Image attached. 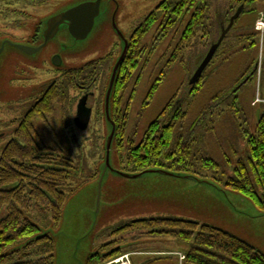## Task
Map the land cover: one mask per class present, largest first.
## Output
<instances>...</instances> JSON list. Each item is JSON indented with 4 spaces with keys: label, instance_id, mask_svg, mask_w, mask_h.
I'll list each match as a JSON object with an SVG mask.
<instances>
[{
    "label": "rangeland",
    "instance_id": "374dc122",
    "mask_svg": "<svg viewBox=\"0 0 264 264\" xmlns=\"http://www.w3.org/2000/svg\"><path fill=\"white\" fill-rule=\"evenodd\" d=\"M80 1L83 0L56 1L52 7L43 8L38 13L40 17L23 21L20 29H16L12 15L7 19L0 17V48L5 39L41 44L35 26L47 18L50 10L58 13ZM162 1L120 0L116 6L104 0L88 39L75 43L68 32H61L37 55L25 56L10 46L0 55V132L7 133L3 129L13 113L7 112L6 105L13 100L36 94L42 83L57 92L55 109L46 119L47 126L37 117L34 121L44 137H50L51 131L61 137L75 173L70 178L71 187L64 188L68 199L61 224L33 219L42 228H50L45 232L55 239L56 264H145L148 259H155L158 264H184L190 247L181 237L160 235L158 231L138 225L124 229V225L132 221L149 218L187 219L200 226H215L241 237L264 253L263 212L251 197L226 187L239 161L247 159L249 141L264 120V0L247 3L246 12L236 21L193 95L189 94V80L198 67L195 68L198 57L204 58L210 44L220 36L215 11L220 5V10L227 13L231 0H207L212 4L213 33L200 31L193 40L182 44L184 31L177 28L150 58L159 34V23L152 25L144 42L148 51L143 66L134 75L140 77L143 73V76L140 80L138 77V83L134 80L125 88L127 94L121 102L124 115L126 102L133 97L129 122L124 120L125 116L115 114L116 106L113 108V118L119 127L124 126L113 144L115 170L132 172L135 159L132 147L140 145L155 121L167 125L169 114L175 113V119L185 127L184 140H191L194 174L211 179L218 177L224 183H216L218 188L162 173H149L135 179L119 176L112 170L105 173L109 136L105 94L116 59L108 57L101 63L100 60L120 42L113 18L119 30L129 38ZM235 13L234 9L232 15ZM255 41L258 46L252 47ZM63 47L68 48L62 53L63 68H57L49 60L57 52L61 53ZM172 55L174 59L170 63ZM84 87L96 97L90 100L93 107L90 126L81 131L74 124L69 106L76 108ZM152 87L157 88L151 96ZM170 103L174 107L167 110ZM179 108L181 111L177 113ZM207 157L221 164L222 169L212 170L208 168L209 162L208 167L201 163V159ZM7 213L6 207L0 210V220ZM93 255L98 257L90 262ZM22 258L15 256V260Z\"/></svg>",
    "mask_w": 264,
    "mask_h": 264
},
{
    "label": "trees",
    "instance_id": "16d2710c",
    "mask_svg": "<svg viewBox=\"0 0 264 264\" xmlns=\"http://www.w3.org/2000/svg\"><path fill=\"white\" fill-rule=\"evenodd\" d=\"M7 1L12 0H0V17H5L4 19L9 18L8 15L13 14L14 10L4 7V2ZM254 1L231 0V7L227 10V13L220 10L221 6L219 5L214 18L217 17L215 24L220 35L222 28L229 24L234 9L237 11L244 6L243 15L246 12L247 3ZM20 6H22L21 9H26L24 3H20ZM211 10L212 4L207 3V0H163V3H160L152 13L145 17L144 21L133 32L132 43L128 40L130 49L117 74L111 98L113 120V115L116 114L119 117L125 116L124 120L129 122L128 113L133 97L131 96L130 100L126 102L124 115L122 114L121 102L124 101L127 94L125 88L128 89L131 82L138 80L139 76L134 75L141 69V65L143 66L144 55L148 51L144 42L151 26L159 23V34L155 39V47L150 52V58L155 55L158 47L177 28H183L184 31L182 44L193 40L200 31L204 34L208 32L209 35L213 33ZM13 17L15 19L13 18L12 22L19 23L20 18L17 17L16 13ZM160 18H163V20L159 21ZM28 19L26 18L23 21ZM41 33L42 31L36 34L38 35V41L42 42ZM126 38L128 39V37ZM30 44L39 45L38 42ZM255 44L258 46L255 41L251 44L252 47ZM243 49H246V47ZM107 58L101 59L100 63ZM201 58L203 60L201 56L198 57V60L202 62ZM173 59L174 55L170 58V63ZM199 61L198 64L200 65L201 62ZM198 64L195 68L199 66ZM205 73L206 71L195 86L190 85V95H193L202 84ZM255 73L250 77L252 78ZM142 76L143 73L140 74L139 80ZM249 78L248 81L251 79ZM159 83L161 82L157 84ZM156 88L152 87L151 96L155 94ZM48 99L49 102H47L45 112L34 114L32 111L30 117L21 125L14 141L6 147L1 156L0 210L6 207L8 213L0 220V264H56L54 257L55 239L45 232L50 228H42L35 221L43 219L44 221H51L55 225L61 224L68 199L64 188L71 187L70 178L75 173V168L72 165L70 154L65 153L63 145L53 147L43 141L34 121L36 117L43 120L51 116L55 109V100L54 97H48ZM50 103L52 104L49 106ZM115 106L117 111L114 114L113 108ZM172 107L174 105L172 106L170 103L166 109ZM180 111L181 108L178 112H175L179 113ZM175 117V113L169 114V122L163 126L159 123L160 121H155L140 145L132 147L134 149L133 157L135 158L132 160L133 171L127 173L137 174L150 169H160L178 174H189L201 180H211L223 184L224 181L218 177L211 179L194 174L193 147L189 145L191 140L188 138L184 140L185 127L182 128L183 123L180 125ZM200 120L203 122V118H200ZM123 129L124 126L119 127L118 124L114 143L118 138V134L123 132ZM188 140L190 141L188 142ZM248 145L249 155L247 159L239 161L236 171L230 175L226 187L251 197L264 213V120L261 121ZM208 157L202 158L201 163L206 164L208 167L209 162L210 166L208 168L212 170L222 169L221 164L212 158L208 159ZM135 225H138L139 228H151L149 230L158 231L160 235L167 234L174 238L181 237L187 241L190 249L186 254L184 264H264V253L262 251L241 237L215 226L206 224L200 226L198 222L187 219L149 218L132 221L124 225V229ZM151 226L158 229H152ZM17 255L23 258L15 260ZM95 257L98 256H91L89 258L90 262ZM157 262L155 259H148L145 263L158 264Z\"/></svg>",
    "mask_w": 264,
    "mask_h": 264
},
{
    "label": "water",
    "instance_id": "95a60500",
    "mask_svg": "<svg viewBox=\"0 0 264 264\" xmlns=\"http://www.w3.org/2000/svg\"><path fill=\"white\" fill-rule=\"evenodd\" d=\"M101 6H102V0H89V1L83 0L80 2H76L75 4H73V6H69L65 10L60 11L59 13L54 15L53 17H50L45 21H43L44 28L40 35V38L42 40L41 44L34 45L29 43H16L14 41H11L10 39H5V41H3L2 47L0 48V55L4 51V48L6 46H10L17 49L20 53L24 54L25 56L37 55L41 53L42 50L51 41L55 40L61 32H68V35L71 37V39H73V41H75V43L84 41L88 39V37L91 35V33L95 28L96 21L101 14ZM243 10H244V6L240 7L236 11V13L231 17L229 24L222 28L221 35L219 36L216 42L211 44L202 62L200 63V65L194 72L193 76L189 80V85L195 86L199 82L204 72L207 70V68L213 61L214 57L218 53L219 49L221 48L222 44L226 40L230 31L233 29L236 21L242 15ZM113 27L115 31L118 33L120 41L122 42L123 50L113 68L110 84L105 97V118L109 129V136L106 142V157L104 163L105 173L108 170H112L114 173L118 174L119 176L130 179L139 178L149 173H162L170 176L185 177L218 187L216 183L212 182L211 180H201L189 174H178L160 169H150L142 173L130 174L118 170L117 168L116 170L113 168L112 156H113V144L116 135V123L112 119V115H111V98L119 68L122 62L124 61V59L126 58L129 49V41L116 25L115 17L113 18ZM63 50H68V48L63 47L62 49H60L61 53L54 55L52 58L53 64L57 67H62L64 64L62 57ZM88 98H89L88 95H85L80 99L77 107V115L74 119L75 126L81 131H85L89 128L92 119L93 109L88 106ZM101 185H102V181L100 182V188ZM262 215H264V213Z\"/></svg>",
    "mask_w": 264,
    "mask_h": 264
},
{
    "label": "flooded vegetation",
    "instance_id": "af4514ba",
    "mask_svg": "<svg viewBox=\"0 0 264 264\" xmlns=\"http://www.w3.org/2000/svg\"><path fill=\"white\" fill-rule=\"evenodd\" d=\"M12 1H14V2H12ZM12 1L4 2V7H6L7 9H10V8L14 9L13 14L10 13V10H8V11L13 16L15 15V13H16L17 17L19 16L20 21H19V23L15 24V27H16V29H20L21 27L24 26V23H22L24 19L29 18L28 20L25 21V22H28L29 20L32 19L33 16H39L38 13H40V11H42L43 8H50V7H52V5L54 3H56V1H59V0H12ZM110 1L115 3L116 6H118L120 4V0H110ZM103 2H104V0H102V3ZM20 3H24L26 5V9H21L20 7H22V6H20ZM161 3H163V1ZM55 11H56L55 9L50 10L48 12V16H45V17H47L46 19L56 15L57 13H55ZM152 12H153V10H152ZM46 19H44V21ZM35 27L37 29L36 33H40L44 28V22L43 21L39 22V24H37ZM131 37H132V35H131ZM131 37H129L128 40L132 43ZM130 42H129V49H130ZM27 43L30 44L31 42H27ZM129 49H128V51H129ZM122 50H123L122 42L120 41L118 46L113 48L112 51L110 53H108L107 57H110L111 60L116 59L115 62H117V60L119 59V57L122 53ZM56 54H59V53L57 52ZM56 54H54V55H56ZM52 58H50L49 63L54 65L52 62ZM94 61L95 60L87 62V63H93ZM63 62H64V58H63ZM57 68H63V66L57 67ZM111 73H112V71H111ZM109 79H110V77H109ZM44 84H46V83H42L39 85L40 89H38V91H35V93L37 92L36 94L29 93L28 95L19 96L16 100H13L11 103L6 105L7 112L9 111V112L13 113V116L9 121H7L8 126L5 127V129H3L5 131H7V133L0 132V153H1L0 160H1V156L4 153L6 147L12 141H14L15 137L17 136L18 131L20 130L21 125L26 121L27 118L30 117V113L32 111L34 112V114H39V113L45 112L44 110L47 107V102H49L48 97L56 98L57 92L55 90H53L52 88L45 86ZM84 88L85 89H83L82 95L79 97V99L77 101L76 108L71 107V105L69 106V108L71 109V113L74 115V119L77 115V107H78L79 101L83 96L88 95V97H89L88 98V106L93 109V107L90 105V100L94 99L96 97V94L93 91H89L88 88H86V87H84ZM59 94H61V92ZM51 104L52 103H50L49 106ZM92 116H93V114H92ZM50 122L52 123L53 121L50 120ZM114 122L116 123V134H117L118 123L116 121V118L114 119ZM43 123H44V125L47 126L46 118L43 119ZM39 131H40V134L42 136L43 141L46 142L47 144H49L50 146L54 147V146L62 145L61 137L56 136L54 131H51V136L48 138L43 136L41 129H39Z\"/></svg>",
    "mask_w": 264,
    "mask_h": 264
},
{
    "label": "built area",
    "instance_id": "2783aa9c",
    "mask_svg": "<svg viewBox=\"0 0 264 264\" xmlns=\"http://www.w3.org/2000/svg\"><path fill=\"white\" fill-rule=\"evenodd\" d=\"M258 30H261L260 27H257Z\"/></svg>",
    "mask_w": 264,
    "mask_h": 264
}]
</instances>
